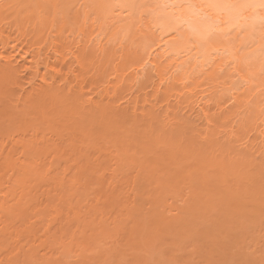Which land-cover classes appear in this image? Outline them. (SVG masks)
Returning a JSON list of instances; mask_svg holds the SVG:
<instances>
[{"label":"bare ground","instance_id":"bare-ground-1","mask_svg":"<svg viewBox=\"0 0 264 264\" xmlns=\"http://www.w3.org/2000/svg\"><path fill=\"white\" fill-rule=\"evenodd\" d=\"M74 1L68 12L54 0H0V88L18 85L29 57L25 72L45 70L40 120L19 112V132L0 138V264L58 261L102 238L141 250L168 235L209 243L200 264H264V0ZM185 118L197 123L195 144ZM230 236L246 257L223 249Z\"/></svg>","mask_w":264,"mask_h":264},{"label":"rangeland","instance_id":"rangeland-1","mask_svg":"<svg viewBox=\"0 0 264 264\" xmlns=\"http://www.w3.org/2000/svg\"><path fill=\"white\" fill-rule=\"evenodd\" d=\"M56 1L57 0H54V3H53V5H51L50 6V8L52 7V6H54L55 7V5H57L58 4V6L60 7V9L62 10V8H63V10L66 8V9H68V12H69V10H71L72 8H73V6L75 5V1L74 0H59V1H57V3H56ZM63 1V2H62ZM70 1V2H69ZM72 1V2H71ZM65 2H67V3H65ZM62 3H64V4H62ZM74 3V4H73ZM62 5V6H61ZM71 5H72V7H71ZM53 8V7H52ZM51 8V9H52ZM56 8H53V10H55ZM65 9V10H66ZM54 12L55 11H53L52 12V16L54 15ZM2 34H3V36H8V32L4 29L3 30V32H2ZM9 35H11V34H9ZM12 38H14V36H12ZM14 44H16V43H11V46H13ZM2 47H1V45H0V55H1V53H2V49H1ZM11 50V49H10ZM9 50V51H10ZM46 51L47 52H49V50H47V48H46ZM12 52V51H11ZM16 52H19V49L16 51ZM13 54H16L15 52L13 53ZM24 56V55H23ZM19 59L21 60V58L18 56V61H19ZM29 60H30V57H29V59L27 58V60L26 61H24L23 62V60H22V62L20 61V66H23V68L24 69H26V67L27 66H29L28 64H29ZM2 64L1 65H3V61L1 62ZM54 63H52L51 65H53ZM25 65V66H24ZM27 65V66H26ZM1 67V66H0ZM56 67H57V65H56ZM20 69V71L21 72H19L20 74V76L17 78V81L19 82L18 83V85L16 86V87H14V88H11L12 86H10V85H6L7 86V88H6V86H3L4 87V90H5V92H4V94H3V92H1L2 91V88H0V92L2 93V95L5 97V98H2L1 97V93H0V109H4V110H6L5 112H7L6 114H8L9 113V115H7L6 117L4 116V113L5 112H3V115L2 116H0V138H6L8 135H11V134H17L18 132H19V126H17V125H19L20 123H18V122H20V121H22L23 119H25V118H31V121H33L34 123H38V121L40 120V118H41V115L40 114H37L36 115V111H37V113H39V110H42L44 107H45V105L43 106V105H40L41 104V102L37 99L36 100V98H38L39 96V93L42 91V89L44 90V84L42 83V81H41V79H42V77H43V75L45 74V70H44V67H41L40 69H39V71H40V73H39V76H38V79L35 77V74L32 72V73H30L29 71H26L25 72V70L24 69ZM52 68H54L55 69V67H54V65H53V67ZM69 68V67H68ZM36 69V68H35ZM58 69V67L56 68V70ZM151 74H152V72H150ZM35 78H34V77ZM39 78H41V79H39ZM46 78H47V80H51V79H53V80H56V84H55V86H59V85H61L62 83L60 82L61 80H60V76H58L56 73H54V71H52L51 73L49 72V74L48 75H46ZM31 79H34V81H32ZM36 79V80H35ZM33 82H34V84H35V87H33V86H31L32 84H33ZM31 83V84H30ZM33 84V85H34ZM41 85H42V87H41ZM9 86V87H8ZM33 87V88H32ZM41 87V88H40ZM6 88V89H5ZM9 88H10V91H9ZM23 88V89H22ZM68 88V87H67ZM92 88H94V85L92 86V87H89V90H91ZM20 89V90H19ZM23 90V92H22V90ZM3 90V91H4ZM88 90V91H89ZM8 91V92H7ZM89 92H91V91H89ZM89 92H87L86 91V95H85V97H87V98H91L92 96H91V94H92V92L91 93H89ZM7 93V94H6ZM10 93V94H9ZM36 94H37V96L38 97H35L36 96ZM89 94H90V96L91 97H88L89 96ZM152 95V94H151ZM150 95V96H151ZM8 96V97H7ZM153 96V95H152ZM84 97V98H85ZM93 97H94V95H93ZM87 98H85V99H87ZM150 98V97H149ZM152 98V97H151ZM149 99V100H152V99ZM224 98V97H223ZM37 101V102H36ZM39 101V102H38ZM35 102V103H34ZM36 103H38L39 105L35 108L34 106H36ZM33 104V105H32ZM43 104V103H42ZM142 104H143V101H142ZM141 104V105H142ZM114 105H116V104H114ZM30 107L31 108H33V109H30ZM43 107V108H42ZM124 107V106H123ZM26 108H27V110H26ZM34 109H36V110H34ZM38 109V110H37ZM148 109H150V107L148 108ZM162 110H164L165 111V108H163ZM25 111V112H24ZM34 111V112H33ZM141 111V110H140ZM152 111V110H151ZM164 111H160L159 113H158V115H159V118H158V120L160 121V120H162V121H160L159 123H161L160 124V126L159 127H162L163 125H164V123H163V118H164V116H163V114H164ZM19 112H23V113H21V114H19ZM30 112H31V115H29L30 114ZM33 112V113H32ZM153 112V111H152ZM185 112V111H184ZM183 112V113H184ZM214 112V111H213ZM13 113H18L17 115H11V114H13ZM182 112H180L179 114H178V118H184V114H183ZM22 114H23V116H24V118H23V116H22ZM25 114H27V116H25ZM34 115V117H33V115ZM182 114V115H181ZM158 115H156V116H158ZM20 116V117H19ZM31 116V117H30ZM39 116V117H38ZM37 117L39 118V119H37ZM193 118H194V116H192ZM20 118H21V120H20ZM23 118V119H22ZM192 118V119H193ZM18 119V120H17ZM188 118H185V122L187 123V124H189L186 128H188L187 130L191 133V134H189L190 135V137L188 138V143L191 145L192 143H196L198 140H197V138H196V136L198 135V132H197V130H198V128H197V123H195L194 122V119L192 120V119H188ZM17 120V121H16ZM38 120V121H37ZM37 121V122H36ZM17 122V123H16ZM162 125V126H161ZM162 129V128H161ZM161 129H159L160 131H161ZM162 131H163V129H162ZM181 131H184L183 129L181 130ZM178 137H179V133H177L176 134V138L178 139ZM7 139V138H6ZM16 139H18V137H16ZM6 141V140H5ZM256 142V141H255ZM258 143V142H257ZM7 146H10V145H8L7 144ZM236 146H238V143H235V145L233 144V145H231V146H229L228 148H231V150L232 151H234L235 152V150H236ZM257 148H259V145L257 146ZM256 148V149H257ZM250 153V154H249ZM244 154H242V156H243ZM244 157H246V159L248 160V161H251L252 159H254L253 158V151H252V153L251 152H248V153H246L245 152V156ZM172 168H174V166H172ZM264 177V176H263ZM234 184V182H230L229 183V185H233ZM185 192L187 193V191L185 190ZM184 192V193H185ZM183 196H184V194H182ZM183 196H179L178 197V200H175L174 201V205L171 207L172 209H174V208H176V206H180L181 205V200H182V198H183ZM146 197V196H145ZM142 202H144L145 200H141ZM177 202V203H176ZM171 204V203H170ZM149 207V205H147V203H144L141 207V210H140V214H146L147 212H149V209H147L148 207ZM170 207V206H169ZM145 209V210H144ZM170 208H168V206H166V207H164L163 209L162 208H160V210H164L165 211V215H169L170 213H168ZM142 216V215H141ZM140 219V218H139ZM141 220H142V217H141ZM144 220H145V218H144ZM236 220V219H235ZM235 220H233V221H235ZM143 221V220H142ZM199 221V222H198ZM197 222L198 223H205V225L206 224H208V223H206L204 220H198ZM145 221H143V223H144ZM236 223H235V225H237L236 227L237 228H239V229H241V230H243L244 228H243V226L241 227V226H239L238 225V221L236 220L235 221ZM198 223H196L195 225H196V231H199V230H207V228L206 227H208L207 225H206V227H205V225L203 226V224H202V226L200 225V227H199V224ZM241 224V223H240ZM192 226H194V225H192ZM192 226H190V227H192ZM198 227L200 228V229H198ZM205 228V229H202V228ZM238 229V230H239ZM195 231V232H196ZM239 232V231H238ZM182 233H184V231L182 232ZM181 233V234H182ZM187 233V235H188V232H186ZM240 233L242 234V232L240 231ZM244 233V232H243ZM178 234H179V232H178ZM220 234V233H219ZM219 234H218V236H219ZM222 234V233H221ZM221 234H220V236H221ZM241 234H240V236H241ZM180 235V234H179ZM183 235H185V233L184 234H182V236ZM138 236V235H137ZM141 236V235H140ZM140 236H138V238H143V235L140 237ZM240 236H238L237 238H238V240H237V242L238 241H242V239H241V237ZM243 236V235H242ZM184 237L186 238V236H183L182 238H181V236H180V239H184ZM214 237H216V238H218L217 236H213L212 238H214ZM222 238L224 237V236H221ZM221 237H220V240H222L221 239ZM240 237V238H239ZM172 238V236L171 237H169V235H168V237H167V239H166V237H165V239H166V244H162L163 242V240L162 239H160L161 240V242L160 241H155L156 243H154V244H157L158 246H155L154 245V247L153 246H151L152 244H153V242L151 241L150 243L151 244H149V243H146L145 241V243L146 244H149L148 245V247H146V245H144V246H142V243H141V250H136L135 248H133V247H127V246H125L124 245V243H121V245H119V246H117V247H119V248H116V246L115 245H113L114 243H113V240L112 239H105V238H102L101 239V242H100V245L98 246V247H96L95 248V246L94 247H92V249L90 250V251H85L84 250V252L82 253L81 252V254L80 255H78L77 253H74V252H70L69 254L67 253V254H65V255H63V256H61L60 257V259L57 261L56 260V258H57V255L56 256H54L53 255V257H52V254H51V256H50V253H49V255H47V257L48 258H50L49 259V262L47 261L48 260V258L46 257V259L47 260H45V261H47V263L46 262H43V261H40V260H38V261H34V263L32 262V263H28V264H41L42 262V264H87V262H88V264H116L115 262L117 261V259H119L121 262V264H132L133 262H134V259H135V257H137L136 259V261H137V263L139 264V263H142V264H200L199 262H201L200 260H201V256L203 255V254H201L202 252H204L205 250H207L209 247L206 245V247H204L203 245H202V243H201V248H200V246H199V243L197 244H195V242H197L196 240H195V242H193V241H191V240H188L187 238H189L188 236H187V238L185 239L186 240V242H187V240L188 241H190V242H192V243H194L195 245H198V246H194L195 248H193V246L190 248L188 245H191V243L190 242H188V243H186L185 242V245H184V240L182 241L181 240V242H183L182 244H180V245H178V246H176L177 244H175V242L177 243V242H179V241H175L174 243H173V241L174 240H172L171 239ZM179 238V237H178ZM193 238V237H192ZM229 238V240H228V242H230V244L228 243V242H226L225 243V241H226V239H223L222 241L225 243V244H223V246H224V248L223 249H225L226 247H225V245L227 244L228 246H227V248L225 249L226 251H228L229 253H231L232 254V252L235 254L236 252H238L239 254L236 256L238 259L240 258V256L242 257H246L247 255L245 254V253H247L248 252V250H242V251H244V252H242V251H239V250H241L242 249V247L243 246H245L246 247V245H244L245 243H244V239H243V241H242V243L241 242H239V243H237V242H235V244L231 241V238H232V236H230V237H228ZM243 238V237H242ZM148 239V238H147ZM164 239V240H165ZM179 239V240H180ZM189 239H191V238H189ZM194 239H196L195 237H194ZM200 239V238H199ZM153 240V239H152ZM156 240H159V239H156ZM178 240V239H177ZM198 240V239H197ZM208 240H210V238L208 239ZM219 240V239H218ZM235 240H236V238H235ZM142 241V240H141ZM172 241V243L170 244V245H175V246H173V248H174V252L172 251V249H167V247L169 246V243ZM200 241V240H199ZM203 241V240H202ZM205 241H206V243H207V240L205 239ZM149 242V241H148ZM231 242L233 243V244H231ZM165 243V242H164ZM151 246V247H150ZM161 246V247H160ZM186 246L187 247H189V249H187L186 248ZM115 247V248H114ZM139 247V246H138ZM175 247H177L176 249L179 251H175L176 249H175ZM196 247H198V249L196 250ZM244 247V249H248V248H245ZM101 248V249H100ZM169 248H172V247H170L169 246ZM181 248H183V249H181ZM185 248V249H184ZM200 248V249H199ZM203 248V249H202ZM204 248H205V250H204ZM241 248V249H240ZM117 249H119V251L120 250H123V251H120V254H119V256H118V254L116 253V252H119V251H116ZM187 249V250H186ZM202 249V250H201ZM229 249V250H228ZM98 250V251H97ZM161 250L163 251V250H165V252H166V250L167 251H169V253L168 252H166V253H168V256H166L168 259H169V263H167V262H164L165 261V259H166V257H164L165 256V254H163L162 252H161ZM170 250L172 251V255H171V252H170ZM92 251V252H91ZM93 251H95V253L93 252ZM103 251H105V252H103ZM189 251V252H188ZM202 251V252H201ZM231 251V252H230ZM44 250H43V252H42V250H40V253H39V256H40V254L42 255V253H43V255H44ZM121 252H123L122 254H121ZM161 252V253H160ZM164 252V251H163ZM200 254H199V253ZM73 253H74V256H73ZM105 253V254H104ZM110 253H112L113 254V259H110V260H106L105 261V259H108V257H109V254ZM115 253V254H114ZM177 253V254H176ZM186 253V254H185ZM240 253H241V255H240ZM242 253H244L243 255H242ZM0 254H1V252H0ZM103 254V255H102ZM138 254H141V256H139ZM176 256V259L173 261V259H172V257H174V255ZM248 254V253H247ZM76 255V256H75ZM101 255V256H100ZM107 255H108V257H107ZM116 255L119 257H117V259H116ZM121 255V256H120ZM138 255V256H137ZM144 255V256H143ZM164 255V256H163ZM167 255V254H166ZM194 255H195V257H194ZM199 257H198V256ZM240 255V256H239ZM50 256V257H49ZM103 256V257H102ZM106 256V257H105ZM111 256V255H110ZM115 256V257H114ZM133 256H135V257H133ZM143 256V257H142ZM172 256V257H171ZM197 256V257H196ZM204 256H206V258L207 257H209V256H207V255H203V257ZM101 257V258H100ZM112 257V256H111ZM134 259H133V258ZM142 257V258H141ZM145 257V258H144ZM202 257V260L204 259ZM144 258V259H143ZM175 258V257H174ZM196 258V259H195ZM200 260H199V259ZM125 260H127L126 262H125ZM196 260V261H195ZM199 260V261H198ZM205 260V259H204ZM91 261V262H90ZM105 261V262H104ZM135 261V262H136ZM176 261V262H175ZM134 262V263H135ZM159 262V263H158ZM26 263V264H27ZM202 263V262H201Z\"/></svg>","mask_w":264,"mask_h":264},{"label":"snow or ice","instance_id":"snow-or-ice-1","mask_svg":"<svg viewBox=\"0 0 264 264\" xmlns=\"http://www.w3.org/2000/svg\"><path fill=\"white\" fill-rule=\"evenodd\" d=\"M170 6L173 7V8H177V9H188L190 12H193V14L199 15V13H197L195 11L196 6L192 5V4H173V5H170ZM205 7L218 8V7H220V5L208 4V5H205ZM261 7H264V3L261 4ZM176 19H177L178 22H180V20H181L180 17H177ZM204 19H207V17H204Z\"/></svg>","mask_w":264,"mask_h":264}]
</instances>
